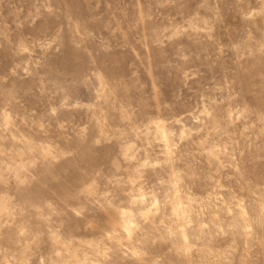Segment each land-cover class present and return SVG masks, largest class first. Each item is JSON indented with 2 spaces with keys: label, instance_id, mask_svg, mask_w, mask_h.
<instances>
[{
  "label": "rangeland",
  "instance_id": "1",
  "mask_svg": "<svg viewBox=\"0 0 264 264\" xmlns=\"http://www.w3.org/2000/svg\"><path fill=\"white\" fill-rule=\"evenodd\" d=\"M0 264H264V0H0Z\"/></svg>",
  "mask_w": 264,
  "mask_h": 264
}]
</instances>
